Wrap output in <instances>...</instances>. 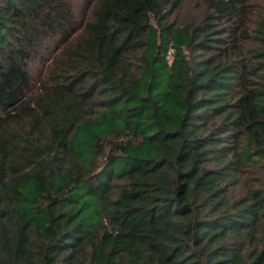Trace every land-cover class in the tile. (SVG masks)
<instances>
[{"label": "trees", "instance_id": "16d2710c", "mask_svg": "<svg viewBox=\"0 0 264 264\" xmlns=\"http://www.w3.org/2000/svg\"><path fill=\"white\" fill-rule=\"evenodd\" d=\"M0 264H264V0H0Z\"/></svg>", "mask_w": 264, "mask_h": 264}]
</instances>
